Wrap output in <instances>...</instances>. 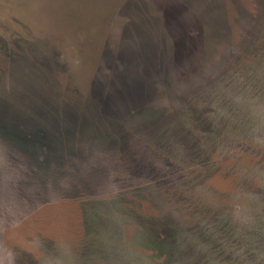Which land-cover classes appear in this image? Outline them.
<instances>
[{
  "label": "rangeland",
  "instance_id": "obj_1",
  "mask_svg": "<svg viewBox=\"0 0 264 264\" xmlns=\"http://www.w3.org/2000/svg\"><path fill=\"white\" fill-rule=\"evenodd\" d=\"M74 1L0 0V264H264V0Z\"/></svg>",
  "mask_w": 264,
  "mask_h": 264
},
{
  "label": "trees",
  "instance_id": "obj_2",
  "mask_svg": "<svg viewBox=\"0 0 264 264\" xmlns=\"http://www.w3.org/2000/svg\"><path fill=\"white\" fill-rule=\"evenodd\" d=\"M64 15V14H63ZM57 18H59V17H57ZM61 21H63V18H59ZM52 34H54V32L53 31H51V37H53L52 36ZM147 49H150L149 47L148 48H146V49H144L145 51L147 50ZM120 54V53H119ZM119 54H117L118 56H119ZM119 58V57H118ZM120 59H116V58H114V64L112 65L113 67H114V70L113 69H111L112 68V66L110 67V68H107V70H108V72H106V76H112V75H118V74H123V73H125V74H132V72H135V70H133V69H131V67L130 66H128V65H125L124 64V61H119ZM105 65V64H104ZM150 65V62H148L147 61V66H149ZM157 68V67H156ZM151 70H152V67H151ZM157 70V69H156ZM250 75V74H249ZM252 77L250 76V77H247L246 79H251ZM121 80V79H120ZM251 89L249 88L245 93H247L246 95L247 96H254V94L252 93V91H250ZM263 90V89H262ZM261 90V91H262ZM253 94V95H252ZM262 95V94H261ZM246 97V96H245ZM229 108H231V106L229 105ZM230 110V109H229ZM231 111V110H230ZM233 111V112H232ZM232 111H231V118L230 119H226V117H224L225 119H226V121L228 120V122H229V120L231 121H233L232 123H235V121H237L238 120V118H236L235 117V115H236V113L234 112V111H236L233 107H232ZM234 117V118H233ZM249 214H251V212L249 213ZM256 216H255V220H256V222H258V225H260L261 227H260V230H259V232H260V234H264V216H261V215H259V214H256V213H254ZM252 215V214H251ZM223 221H226V219H223ZM249 229H250V226L248 227ZM247 228V229H248ZM251 228H252V226H251ZM228 230L230 231L229 233L231 234V232H233L234 231V228L231 230L229 227H228ZM251 231V230H250ZM209 233H213V232H211V231H209ZM167 249H168V251H170V250H172L173 248H172V243H168L167 244ZM264 248V247H263ZM210 264H213L212 262H210Z\"/></svg>",
  "mask_w": 264,
  "mask_h": 264
},
{
  "label": "flooded vegetation",
  "instance_id": "obj_3",
  "mask_svg": "<svg viewBox=\"0 0 264 264\" xmlns=\"http://www.w3.org/2000/svg\"><path fill=\"white\" fill-rule=\"evenodd\" d=\"M69 1H72V2L69 4V2L67 0H64V5L72 6V3L75 2L74 0H69ZM105 1L106 0H91L92 3L90 5L94 4L93 9H95V7H99L100 8V7H102V5L104 4ZM99 8H97V9H99ZM97 9H95V10H84V11H82V13H80L81 15L80 14L79 15H80L81 18H83V19H85V21H87L88 19L92 18L93 16L94 17L99 16L97 14V12H98ZM65 10L66 11L63 12L65 15H68L69 17H71V19L76 18L77 12H75L73 9H71L69 7L68 9H65ZM149 16L151 17V15H149ZM129 17L131 19L132 16L129 15ZM146 19L147 18L145 17V20ZM129 25H130V28L133 27V25L131 23ZM149 30H151V29H149ZM146 31H148V30H146ZM87 91H89V90H87Z\"/></svg>",
  "mask_w": 264,
  "mask_h": 264
}]
</instances>
